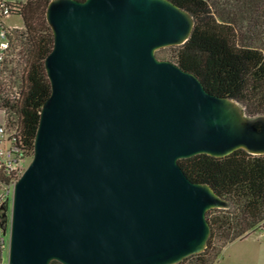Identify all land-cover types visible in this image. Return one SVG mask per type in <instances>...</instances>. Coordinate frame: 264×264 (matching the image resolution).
Instances as JSON below:
<instances>
[{"label":"water","instance_id":"water-1","mask_svg":"<svg viewBox=\"0 0 264 264\" xmlns=\"http://www.w3.org/2000/svg\"><path fill=\"white\" fill-rule=\"evenodd\" d=\"M46 18L52 92L14 187L8 264H179L204 252L207 213L229 203L179 161L264 155V115L157 57L195 25L171 0H51Z\"/></svg>","mask_w":264,"mask_h":264},{"label":"trees","instance_id":"trees-1","mask_svg":"<svg viewBox=\"0 0 264 264\" xmlns=\"http://www.w3.org/2000/svg\"><path fill=\"white\" fill-rule=\"evenodd\" d=\"M50 1L10 3L12 15L22 16L24 26L12 32V53L0 73V111L8 124H19L29 158L34 155L41 110L52 92L45 65L55 42L46 18ZM171 1L195 19L189 39L170 47L174 63L195 74L209 93L239 102L247 115H264V0ZM179 164L191 181L209 184L229 203L227 209L207 213L208 246L191 256L196 264H214L227 245L264 224V155L241 149L223 158L202 154ZM8 221L1 213L4 228Z\"/></svg>","mask_w":264,"mask_h":264},{"label":"built area","instance_id":"built-area-1","mask_svg":"<svg viewBox=\"0 0 264 264\" xmlns=\"http://www.w3.org/2000/svg\"><path fill=\"white\" fill-rule=\"evenodd\" d=\"M13 11L14 7L9 2L0 0V73L8 65V59L12 53V32L15 30L7 28L3 19L11 16ZM27 159H29V156L23 150L19 124L12 125L6 122L4 126L0 127V189H2L0 214L6 213L5 208L8 209L10 207L14 187L25 172ZM9 228L10 220L5 228L0 224V264H3L2 257L6 248L5 236ZM260 230L264 232V224Z\"/></svg>","mask_w":264,"mask_h":264},{"label":"rangeland","instance_id":"rangeland-1","mask_svg":"<svg viewBox=\"0 0 264 264\" xmlns=\"http://www.w3.org/2000/svg\"><path fill=\"white\" fill-rule=\"evenodd\" d=\"M4 2H24L26 0H3ZM4 25L9 28V29H20L24 26V21L23 17L20 15H11L7 16L3 19ZM161 55L157 54V57L161 60H168L174 62V49H171L170 47L168 48H163L161 50ZM6 124L5 120V114L0 111V127L4 126ZM32 158H29L25 162V170L29 166ZM2 194V189H0V196ZM12 203V200H11ZM11 203L10 207L8 210V217L10 219V214H11ZM261 232L253 234L250 238H248L245 241H235L227 245L221 255L219 256L218 260L214 264H245L241 259H233L235 257H243L247 254H249L251 251L254 250H259L262 254H264V238H260ZM6 239V248L3 252V264H8V257H9V240H10V228L5 236ZM1 258V254H0ZM197 259L194 257L188 258L184 264H196Z\"/></svg>","mask_w":264,"mask_h":264},{"label":"crops","instance_id":"crops-1","mask_svg":"<svg viewBox=\"0 0 264 264\" xmlns=\"http://www.w3.org/2000/svg\"><path fill=\"white\" fill-rule=\"evenodd\" d=\"M258 232H261L260 238H264V232H262L261 230H257V231L252 232L247 237H245L239 241H245L248 238H250L253 234L258 233ZM233 259L234 260L235 259H237V260L241 259V261H243V263H245V264H264V254H262L259 250L251 251L249 254H247L243 257H235Z\"/></svg>","mask_w":264,"mask_h":264}]
</instances>
